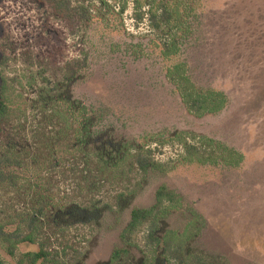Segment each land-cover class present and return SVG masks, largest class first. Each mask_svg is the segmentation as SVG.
I'll return each mask as SVG.
<instances>
[{
    "label": "rangeland",
    "instance_id": "374dc122",
    "mask_svg": "<svg viewBox=\"0 0 264 264\" xmlns=\"http://www.w3.org/2000/svg\"><path fill=\"white\" fill-rule=\"evenodd\" d=\"M88 3L92 1L84 5L90 19L105 14ZM201 4V24L186 52L187 61L193 81L223 91L229 104L217 115L197 118L187 112L167 81L166 64L132 52L131 45L146 41L150 34L145 26L135 27L130 6L123 21L110 18L106 24L94 18L75 34L66 21L34 0H0V89L5 86L4 96L12 105L7 130L17 145L25 144L27 153L45 151L42 144L53 138L58 127L50 117L52 103H42L41 96L46 88L63 83L64 64L85 52L89 68L67 87L68 97L109 109L112 136L133 147L144 144L169 169L165 174L150 173L119 214L116 197L140 183L141 174L130 173L131 181L102 175L90 179L79 155L44 171L43 184L59 204L91 208L97 202V206L113 208L38 215L42 219L38 241L46 242L54 255L44 264H110L117 248L131 253L114 264H144L150 250L144 240L147 224L127 239L132 245L121 234L131 210L151 207L163 184L207 222L201 240L191 245L194 250L224 264H264V0H201ZM179 131L195 137L187 142L201 155L211 151L199 140L206 137L242 153L245 161L239 169L185 164L184 147L171 140ZM146 136L145 142L141 140ZM4 143L0 140V155L6 151ZM38 193L24 181L0 180V224L11 232L21 219H27L21 225L27 233ZM170 215L162 221V230L182 232L188 214L172 211ZM38 250V244L24 243L11 256L8 245L0 240V260L5 264H19L23 254ZM157 259L156 264H162Z\"/></svg>",
    "mask_w": 264,
    "mask_h": 264
},
{
    "label": "trees",
    "instance_id": "16d2710c",
    "mask_svg": "<svg viewBox=\"0 0 264 264\" xmlns=\"http://www.w3.org/2000/svg\"><path fill=\"white\" fill-rule=\"evenodd\" d=\"M34 1L42 7L47 6L55 17L66 21L67 26L75 34L85 26L87 20L94 18L106 24H109L110 18L123 21L124 14L130 6L135 27L145 26L150 34L146 36V41L142 40L138 45H131L132 52L138 57L146 55L157 57L161 63L166 64L165 77L173 86L187 112L201 118L205 115H217L228 106L229 98L223 91L201 87L193 81V69L187 61L186 52L196 40L201 24L199 15L202 9L201 0H90L92 3L88 5H93L99 11L102 9L105 13L104 15L98 13L91 19L84 6L89 0H83V3L78 5L74 0ZM117 49L120 50L119 46ZM54 50L59 49L55 47ZM88 68L89 56L82 52L80 58L69 60L64 64L63 83L56 84L52 89L46 88L45 92L50 97L42 94L40 99L42 103L45 102L46 105L52 103L50 117L56 119L58 127L54 130L53 138H48L47 140H50L42 144L45 150L43 153H27L25 144L17 145L10 131L7 130L12 105L4 96L5 86L2 85L0 89V140L5 142L6 148V151L0 155V180L11 181L12 184L21 181L29 183L34 191L39 192L40 198L37 201V209L29 214L33 216L27 223L29 228L27 233L21 231V225L27 222V219H21L15 231L11 232L7 231L5 225L0 224V240L8 245L11 256L20 244L39 245L38 251L23 254L19 264L25 261L28 264H44L53 260L51 257L54 255L47 249V243L38 241L41 229L39 223L42 221L38 215H47L46 212H51L50 215H68L79 211L89 213L101 212L105 209L113 211L112 207L97 206V202L91 208L78 204L69 205L67 208L56 202L51 195L50 187L46 188L41 176L44 171L62 165L66 157L81 156L89 169L87 172L90 174V179L102 175V177L111 176L115 179L131 181L128 178L130 173L135 171L141 174L140 183L116 197L118 211L126 200L138 194L150 173L169 172L168 168H164L155 160L153 151L144 149V144L139 145V148L133 147L131 142H119L112 136L114 132L108 123L112 119L109 109L96 108L93 104L68 97L67 87ZM148 138L149 136H146L141 140L145 142ZM188 138L195 139L193 135L182 131L176 132L171 138L184 147L185 164L216 169H239L245 161L242 153L206 137L199 140L208 145L211 151L206 156L201 155L196 152V146L187 142ZM172 211H183L188 214L182 232L178 229L162 230V221L169 219ZM144 224H147L144 240L150 248L149 254L144 255V264H156L159 260L157 257L162 264H224L223 260L215 261L205 252L192 248L193 242L200 241L203 237L207 222L192 207H187L183 198L167 184L161 185L156 190L154 204L151 207H134L131 210L129 223L122 232L121 238L132 245L127 239ZM130 253L128 249H115L110 264L120 261L123 256H129ZM0 264L5 263L0 260Z\"/></svg>",
    "mask_w": 264,
    "mask_h": 264
}]
</instances>
